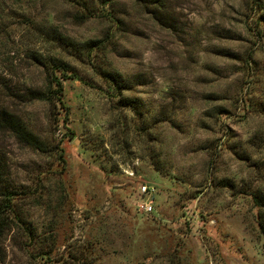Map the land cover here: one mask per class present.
Here are the masks:
<instances>
[{
  "label": "rangeland",
  "instance_id": "rangeland-1",
  "mask_svg": "<svg viewBox=\"0 0 264 264\" xmlns=\"http://www.w3.org/2000/svg\"><path fill=\"white\" fill-rule=\"evenodd\" d=\"M156 1L158 22L140 0H112L115 24L81 18L68 0H0V79L42 87L33 56L61 58L81 78L62 82V105L7 103L35 133L61 139L66 168L0 132L14 189L40 184L17 199L34 243L13 226L0 264H264V211L250 195L264 190V0ZM54 31L111 38L104 60L140 108L122 106ZM143 183L156 188L151 214L136 207Z\"/></svg>",
  "mask_w": 264,
  "mask_h": 264
},
{
  "label": "trees",
  "instance_id": "trees-1",
  "mask_svg": "<svg viewBox=\"0 0 264 264\" xmlns=\"http://www.w3.org/2000/svg\"><path fill=\"white\" fill-rule=\"evenodd\" d=\"M78 7V15L87 19L89 17H103L111 22L118 24L121 15L120 9L115 6L112 0H98V5L94 6L88 0H68ZM257 0H252L255 2ZM140 4L145 8L149 7L153 19L160 21L158 15L159 4L156 0H140ZM257 6V4H256ZM261 9V7H259ZM258 26L256 34L264 39V13L257 18ZM51 40L59 47L64 49L68 55L89 66L93 73L98 76L106 85L109 93L119 99L120 104L124 107L130 106L137 111L140 104L137 101L123 97V90H129L131 83L122 75L110 68L104 60L105 50L111 44V38L91 39L84 42H78L59 32H47ZM38 66L45 68V84L42 87H25L24 89H14L5 79H0V132L8 133L18 145L39 151L41 153H53L61 164V169L66 168V159L64 150L60 146L61 139L56 142H49L47 139L35 133L19 113L7 103L14 101L23 103H32L42 101L48 103L51 107L62 105L63 81L69 79H81L75 68L67 61L61 58L42 56H33ZM264 108V106H262ZM141 112V110H140ZM54 113V112H53ZM57 112H55L56 114ZM264 113V112H263ZM54 114V115H55ZM58 114V113H57ZM55 123L59 122L55 117ZM68 130V129H67ZM69 131V130H68ZM8 167L5 160V154L0 151V239L9 232L13 226H16L26 238V245L32 246L35 239L34 229L24 217L23 212L17 206V199L25 198L35 194L40 184L26 187L25 190L14 189L8 179ZM264 182V178H263ZM254 206L264 211V190L257 189L251 194ZM257 224L261 234L264 236V214L257 215ZM42 258H45L47 251L37 252Z\"/></svg>",
  "mask_w": 264,
  "mask_h": 264
},
{
  "label": "built area",
  "instance_id": "built-area-1",
  "mask_svg": "<svg viewBox=\"0 0 264 264\" xmlns=\"http://www.w3.org/2000/svg\"><path fill=\"white\" fill-rule=\"evenodd\" d=\"M155 191L156 188L152 184L143 183L139 186V194L141 196V199L136 204L139 212L145 214H151L154 212L153 195Z\"/></svg>",
  "mask_w": 264,
  "mask_h": 264
}]
</instances>
